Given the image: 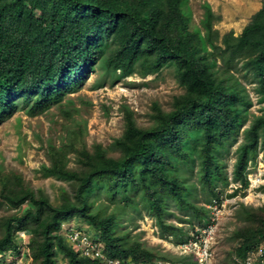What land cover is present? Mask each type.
Masks as SVG:
<instances>
[{
    "label": "trees",
    "instance_id": "obj_1",
    "mask_svg": "<svg viewBox=\"0 0 264 264\" xmlns=\"http://www.w3.org/2000/svg\"><path fill=\"white\" fill-rule=\"evenodd\" d=\"M182 6L183 0H0V123L19 108L29 115L47 110L65 94L77 91L99 62L123 75L135 70L144 75L174 63L185 88L175 107L161 113L153 127H139L129 114L125 116L124 138L115 139L124 144L120 158L107 156L99 147L93 154L82 150L91 167L71 170L64 163V153L49 146L51 165L44 169L74 185L57 205L46 194L23 187L21 180L18 189L6 187L7 177L0 176V198L16 209L3 219L0 254L24 249L30 264H57L59 254L67 264H101L81 256L59 233L62 222L78 215L98 231L110 256L134 260L162 256L139 241L121 242L122 236L113 232L116 213L89 212L88 199L100 187L107 193L123 187L141 189L161 233L182 240L181 227L164 221L162 202L168 197L194 213L205 210L186 199L187 187L175 172L177 163L192 160V153L198 158L201 188L209 193L208 199L219 197L216 181L229 179L217 154L235 141L247 102L236 84L228 83L235 82L233 64L239 60L251 64L264 94V7L239 35L229 33L217 44L209 7L201 34L189 28ZM210 53L222 62L220 76L210 70ZM258 147L264 149V108L244 129L236 148L232 179L241 186L248 183L245 170ZM241 211L247 208L241 206ZM260 222L264 225V218ZM24 234L32 256L19 243ZM236 237L234 253L242 256L264 240V230L249 227L237 231Z\"/></svg>",
    "mask_w": 264,
    "mask_h": 264
},
{
    "label": "rangeland",
    "instance_id": "obj_2",
    "mask_svg": "<svg viewBox=\"0 0 264 264\" xmlns=\"http://www.w3.org/2000/svg\"><path fill=\"white\" fill-rule=\"evenodd\" d=\"M206 6L209 7L212 29L215 31L213 37L220 44L223 36L229 33L239 35L252 16L264 7V0H183L182 11L189 20V28L200 30L201 34L205 32L203 22ZM207 50L211 49L208 47ZM207 59L210 61V70L220 76L221 60H215L211 53ZM231 74L236 83L233 80L228 83L236 84L247 102L244 103L243 122L235 141L221 147L217 154L221 169L227 173L229 182L216 181L215 189L224 197L234 198L227 204L230 205V210H226L229 214L222 220L216 243V261L222 264L229 262L234 254L237 231L249 227H261L264 230V225L260 222V218H264L263 148H257L255 159L248 162L245 170L246 175L257 183L253 187L247 184L234 188L232 185L235 182L232 179V168L236 148L243 140L244 129L255 115L263 112L264 94L260 88L259 75L251 64L239 60L233 64ZM177 76L178 69L174 63L167 62L154 72L144 75L137 70L123 75L118 69L113 73L99 62L77 91L65 94L59 102L53 103L42 113L29 115L19 108L0 123V176L4 174L7 177L6 187L17 188L21 180L23 187L36 194L42 192L53 204H59L65 193H72L74 185L70 179L49 174L44 169L51 165L49 146H55L64 153V163L71 170L86 171L91 167L85 161L82 150L93 154L99 147L107 156L120 158L124 144L115 139L124 138L125 116L129 114L139 127H153L160 120V114L172 110L185 93ZM186 148L191 151L190 144ZM175 172L181 175L187 187L186 199L205 209L194 213L189 208L178 206L171 198L164 199V221L180 226L182 233L179 234L184 238L192 225L199 224L205 218V204L210 198L208 199L209 193L201 188L198 180V158L195 153H192L189 163H177ZM1 187L0 181V189ZM88 201L91 204L89 212H101L102 215L116 213L113 232L122 236L119 239L121 242L139 241L159 254L176 258L166 248V240L158 239V236L165 239L164 235L167 233L150 230V224L157 227L158 224L142 197L141 189L123 187L107 193L100 187L90 194ZM241 206H245L247 211H241ZM15 211V208L8 206L0 198V235L4 231L3 219ZM66 223L87 228L96 236L98 234L82 216L73 215L62 222L64 225ZM168 235H172L173 240L177 238L172 233ZM19 243L24 244L32 256L29 239L25 234ZM58 257L55 256L57 264L65 263L60 254Z\"/></svg>",
    "mask_w": 264,
    "mask_h": 264
},
{
    "label": "built area",
    "instance_id": "obj_3",
    "mask_svg": "<svg viewBox=\"0 0 264 264\" xmlns=\"http://www.w3.org/2000/svg\"><path fill=\"white\" fill-rule=\"evenodd\" d=\"M246 176L247 184L253 187L257 181ZM232 185L237 188L241 183L235 181ZM233 199L220 194L219 197H211L205 204L207 214L203 221L192 225L189 233L182 240H173L172 235L168 234L164 235L165 239L158 236L159 240H166V248L170 249L176 258L166 254L139 260L110 256L105 253L103 243L95 233H90L89 229L73 223L61 224L59 233L66 237L69 244L78 250L81 256L97 259L101 264H222L216 261V243L222 220L228 213L226 210H230V205L227 204ZM158 228L155 224H150L151 231L158 233L160 231ZM30 259L24 249L19 252L8 250L0 254V264H30ZM225 264H264V240L257 242L242 256L234 253L231 260Z\"/></svg>",
    "mask_w": 264,
    "mask_h": 264
}]
</instances>
